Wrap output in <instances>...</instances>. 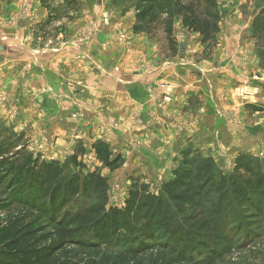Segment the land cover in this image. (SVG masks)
I'll return each mask as SVG.
<instances>
[{
    "label": "rangeland",
    "instance_id": "374dc122",
    "mask_svg": "<svg viewBox=\"0 0 264 264\" xmlns=\"http://www.w3.org/2000/svg\"><path fill=\"white\" fill-rule=\"evenodd\" d=\"M159 1L154 5L160 6V11L148 12L146 22L141 27L158 42L157 48L162 50L159 55L161 62L173 56V50L166 41V38L169 39L167 18L172 20L170 33L175 30L174 34L178 35L179 27L176 23L183 25L184 19L196 32H202L204 25L217 23L218 16L223 20L222 29L240 26L236 29L238 34L250 25V34L245 38L248 46L238 45L237 50L242 56L252 52L254 64L251 66L249 61H245L247 64L239 68L247 66L252 72L235 78L230 85L233 88L234 105L212 104L213 109L209 110L207 105L201 103L199 113L193 118L185 114L188 117L184 123L194 121L197 125L192 127V132L181 138L185 144L201 143V154H194L190 148L185 149L186 153L180 158L177 159L176 155L172 158L175 164L173 168L169 158L155 160L160 162L155 167L144 156L134 158L129 155L139 149H129L138 147L137 143H134L136 146L128 147L123 157L117 147L109 149L104 142L95 141L90 147L78 145L80 147L73 151V155L68 154L61 160L51 159L48 162L43 158V143L38 142L37 125L29 122L24 128L19 126L20 122L16 121L18 111L10 118L13 125H4L7 122L1 116L0 220H4L12 209L30 210L18 203L22 201H33L36 209L42 205L47 210L49 208L46 214L33 210L36 225L50 224L49 217L59 221L68 214L75 215L94 209L98 213L88 214L86 220V224H93L80 234L81 239L90 242L95 241L96 234L102 231L105 221L110 218V211L121 210L124 227L117 235L108 236L109 243L102 244L105 253L115 254L124 247L153 243L168 247L147 254L144 257L145 263L160 255L180 252L189 264H264L262 258L254 259L256 256H264V227L261 226L264 223V30L259 31L264 23V0H239L237 4L235 0H232L233 4H230L231 0H218L220 9L209 6L210 3L205 0ZM87 7L94 9L93 22ZM149 7L151 3H141L139 0H0V35L13 49V56L8 52L0 54V57L8 60L9 56H23L30 59L28 63L31 68H26V71L34 74L36 67H41L39 60H33L34 55L41 54L39 52L43 49L74 41L72 33L77 24L84 22L83 15L88 16L91 22L81 34V39L87 41L95 33L94 23L96 21L97 24L99 18L108 25L119 13L127 21L129 17H136ZM103 8L108 9L106 11ZM81 11L83 14L79 18ZM164 12L170 13L171 17ZM209 12L218 15L216 21L211 19L213 15ZM200 21L201 28L198 26ZM188 25L184 24L183 27L193 32L188 29ZM115 32V38L120 44H132V29L123 26ZM22 33L25 36L22 42L25 47L14 37L21 38ZM198 34L202 36V33ZM8 39L18 45L12 47V41ZM180 41H184L182 36ZM201 45L203 67L204 61L213 57L214 38L211 43ZM175 46L177 52L179 48L177 44ZM195 62L200 61L195 58ZM207 83V91L214 88L212 77L207 78ZM158 88L162 91L160 100L168 103L171 100V87L160 83ZM208 97L214 103L212 95L208 94ZM3 100L5 95L0 92V103ZM31 107L29 114L38 119L37 105ZM81 108L76 107L71 112V119L82 118ZM215 117H220L224 125L218 127ZM196 126H201L199 132L195 130ZM91 133L88 132V135ZM74 139L79 140L80 135L77 133ZM99 144H104L105 150L98 154L96 147ZM239 157H242L241 160H238ZM135 161V167H126L129 162ZM71 181L78 184L77 195L68 194L64 187ZM58 187L62 188L59 193H55L53 205L50 202L51 195ZM250 202L255 203V206L250 205ZM49 227L51 230L52 224ZM250 237L251 240L243 242ZM0 258L17 263L20 261V256L2 251Z\"/></svg>",
    "mask_w": 264,
    "mask_h": 264
},
{
    "label": "crops",
    "instance_id": "0c3cea01",
    "mask_svg": "<svg viewBox=\"0 0 264 264\" xmlns=\"http://www.w3.org/2000/svg\"><path fill=\"white\" fill-rule=\"evenodd\" d=\"M230 4H233L232 0ZM214 6L221 8L218 0L214 1ZM86 9L92 15L93 22L94 9ZM82 14L83 11L79 12L78 17ZM118 15L108 25L101 18L97 24L95 21V33L87 41L81 39V34L91 22L88 16L83 15L84 22L77 24L72 33L74 41L43 49L39 52L41 54L34 53L33 60L41 62V67H36L34 74L26 71L31 68L28 63L30 59L10 57L13 56L12 48H9L12 51L8 60L0 57V92L5 95L4 102L0 103L3 105L0 107V117L3 116L7 122L4 125L9 126L12 124L10 118L18 111L16 121L20 122L19 126L24 128L29 122L37 125L38 142L43 143V158L48 162L73 155V151L80 147L78 145L90 147L95 141H101L109 149L117 147L123 157L126 156V149L137 143L138 147L134 145L136 148L129 149H139L129 155L134 158L144 156L155 167L160 163L155 160L169 158L173 168L175 164L172 158L175 155L177 159L180 158L186 153L185 149L190 148L194 154H201V143L191 142L190 145L182 140L181 136L192 132V127L197 125L194 121L186 124L184 120L189 115L193 118L199 113L201 103L207 105L209 110L213 109L212 104L234 105L233 88L230 85L235 78L252 72L247 66L239 68L245 61H249L251 66L254 64L252 52L242 56L237 50L238 45L248 46L245 38L250 34V25L238 34L236 29L240 26L222 29L223 20L217 15L214 33L205 39L199 32H189L181 23H176L179 35L172 30L170 40L166 38L173 56L161 62L159 55L162 50L157 48L158 42L152 38V34L145 29L135 31V15L127 21L125 16ZM123 26L133 31L130 45L120 44L115 38V31ZM180 36L184 39L183 43ZM14 37L25 47L22 43L25 39L23 33L21 38ZM213 38V57L205 60L201 67V43H211ZM8 41H12V47H15L13 40ZM176 44L179 48L177 52ZM194 57L200 62L196 63ZM208 77L214 80V88L207 91ZM160 83L171 87V100L168 103H163L159 98L162 94L158 88ZM208 94L212 95L214 103H211ZM31 105H37L38 119L29 114L33 107ZM76 107L82 109V118L73 120L70 114ZM215 121L218 127L224 125L220 117ZM79 126L82 128L79 129ZM200 129L201 126L195 128L197 132ZM91 131L89 136L88 132ZM77 133L80 135L79 140L74 139ZM130 163L126 167H135L137 164L136 161Z\"/></svg>",
    "mask_w": 264,
    "mask_h": 264
},
{
    "label": "trees",
    "instance_id": "16d2710c",
    "mask_svg": "<svg viewBox=\"0 0 264 264\" xmlns=\"http://www.w3.org/2000/svg\"><path fill=\"white\" fill-rule=\"evenodd\" d=\"M205 1L210 3L209 6H214L215 0ZM139 2L151 3V7L136 16L137 25L134 27L135 31L145 29L141 27V25L146 22V16L151 10L155 12L156 10L160 11L159 9L161 8L160 6L156 7L157 5H154L157 0H139ZM159 2H161V0ZM164 14L171 17V14L168 12H164ZM208 14L213 15V17H211L212 20H217V16L213 14V12H209ZM166 23L168 25L167 32L170 34L169 28L172 24V20L167 18ZM184 24L188 25L185 19L183 26ZM215 24L216 22H213L211 26L210 24L207 26L204 25L203 31L199 33H202V36L208 39L215 30V28H212ZM198 26L201 28V21ZM188 29H191V27L189 26ZM212 29L213 31L211 32ZM191 30L195 31L196 29ZM263 30L264 23L261 25L259 31ZM104 150V144L97 145L96 151L98 154ZM239 158L238 160H241L242 157ZM48 164L51 163H46V165ZM247 166L248 164H246V167ZM67 186L64 187H66L68 194H78L79 187L77 182L71 181ZM61 188L62 187H58L55 189L53 192L54 194L52 193L51 195L50 202L53 203V205L55 201L54 195L55 193H59ZM18 203L24 206V208H30V210L12 209V212H9L4 220H0V251L8 255H18L20 256V261L17 263L0 258V264H189L187 261L188 259L180 252L174 255L167 253L164 256L159 254V258L153 261L148 259L147 263H145L146 258L144 257H146L147 254L154 250L158 252L166 250L168 246L163 244H161L162 246H156L153 245V243H141L136 247H124L121 252L115 254L103 252L102 244L104 242L109 243L107 241L108 236L117 235V233L120 232L119 230L124 227V221H122L123 212L121 210L110 211V218L108 221H105L102 226V231L96 234L95 241L87 242L81 239L80 234L89 225L93 224V222L86 224V220L88 214L98 213L94 212V209H89L75 215L68 214L59 221L55 220L54 217H49V223L53 226L50 230V224L36 225L37 222L33 215L34 209L38 210L40 213L46 214L49 213V208L47 210L45 205H42L36 209V205L33 201L30 203L23 201ZM249 204L255 206V203L250 202ZM53 205L51 207H53ZM261 226L264 227V223H262ZM249 240H251V237L250 239L243 240V242H248ZM123 245L124 243L122 247ZM217 254L219 253L217 252ZM209 258L212 259L213 256L210 255ZM259 258H262L261 260L263 261H260L264 262V256L254 257L255 260Z\"/></svg>",
    "mask_w": 264,
    "mask_h": 264
},
{
    "label": "water",
    "instance_id": "95a60500",
    "mask_svg": "<svg viewBox=\"0 0 264 264\" xmlns=\"http://www.w3.org/2000/svg\"><path fill=\"white\" fill-rule=\"evenodd\" d=\"M10 52L9 46L7 41L3 40L0 35V54Z\"/></svg>",
    "mask_w": 264,
    "mask_h": 264
}]
</instances>
